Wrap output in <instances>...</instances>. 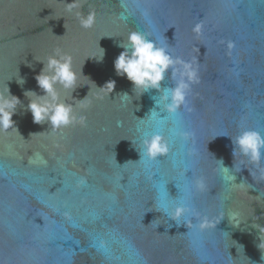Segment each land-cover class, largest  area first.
<instances>
[{
  "label": "water",
  "instance_id": "water-1",
  "mask_svg": "<svg viewBox=\"0 0 264 264\" xmlns=\"http://www.w3.org/2000/svg\"><path fill=\"white\" fill-rule=\"evenodd\" d=\"M68 2L0 0V92L7 84L21 101L14 128L0 132V264H264L252 226H264V180L234 158L229 137L264 136V0H82L73 13ZM76 11H94V25L82 28ZM132 30L197 68L187 108L154 104L173 86L171 70L160 91L141 95L116 75L117 44ZM54 49L72 56L77 86L58 90L83 126L53 130L27 110L25 90L42 94L36 60ZM109 80L112 92L99 89ZM154 131L169 152L140 159ZM179 202L199 216L177 224L162 213Z\"/></svg>",
  "mask_w": 264,
  "mask_h": 264
},
{
  "label": "clouds",
  "instance_id": "clouds-1",
  "mask_svg": "<svg viewBox=\"0 0 264 264\" xmlns=\"http://www.w3.org/2000/svg\"><path fill=\"white\" fill-rule=\"evenodd\" d=\"M81 7L82 0H71V2L65 3V11L69 13H73V10ZM74 14L84 29L91 28L95 23L94 11H89L87 15L80 11H76ZM200 28L201 25L197 24L194 31L199 33ZM117 46L123 50L113 61L116 75L123 76L131 82L134 94L139 93L141 95L151 89L160 91L165 73L171 70V78L174 84L171 87L163 88L162 94L158 98L153 96L154 104L159 107L162 106L167 113H176L182 106L187 108L186 96L190 85L198 80V70L192 63L172 56L165 47L159 46L142 31H129L126 40L120 41ZM229 47H231V44ZM103 56L104 49L101 48L99 58L95 56L91 58L101 62ZM36 61L43 65L34 77L42 94H38L34 90H25L24 92V96L29 100L27 110L31 112L33 122L37 124L47 122L53 130L77 123L83 126L85 117L83 115L77 116L73 104L62 99L58 90L59 86V88L66 91L70 90L72 93L77 86V74L73 68L72 56L60 49H54L46 60L37 59ZM81 74L83 75L82 68ZM15 78L16 83L20 86H23L26 82L25 78L20 76L18 72ZM114 86L115 81L109 80L99 89L107 88L110 93ZM120 94L125 100L131 97L127 92ZM77 101L80 108H86L90 104L87 95ZM20 103V99L10 93L6 84L4 91L0 92V132L14 128L12 116L16 112V106ZM188 110L190 111V109ZM151 115L155 117L157 115L156 111H151ZM180 135L187 139L191 133L181 132ZM229 137L234 146L232 149L234 158L237 156L246 158L247 163L256 170L250 172L251 175L255 177L258 174L260 180H264V165L261 164L262 156H264V136L254 129L243 128L235 137ZM140 144V159L146 157L149 160H154L169 152L168 142L159 132L144 133ZM220 162L222 164V161ZM244 163L245 160L241 159L240 164L243 165ZM223 170L227 171L228 168L223 166ZM228 179L234 180L235 176L228 177ZM195 186L197 189L202 190L204 183L198 179ZM162 213L177 224L182 221L188 223L189 216H199V213L185 202H179L170 208H165ZM196 226L203 229L209 225L206 218L201 217V222ZM252 226L259 231L260 242L257 247L264 250V226L259 224H253ZM261 258L264 259V256Z\"/></svg>",
  "mask_w": 264,
  "mask_h": 264
}]
</instances>
